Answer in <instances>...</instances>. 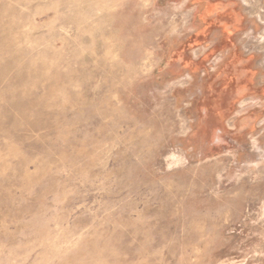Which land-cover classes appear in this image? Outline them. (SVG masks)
Segmentation results:
<instances>
[{
	"label": "rangeland",
	"instance_id": "obj_1",
	"mask_svg": "<svg viewBox=\"0 0 264 264\" xmlns=\"http://www.w3.org/2000/svg\"><path fill=\"white\" fill-rule=\"evenodd\" d=\"M0 264H264V0H0Z\"/></svg>",
	"mask_w": 264,
	"mask_h": 264
}]
</instances>
